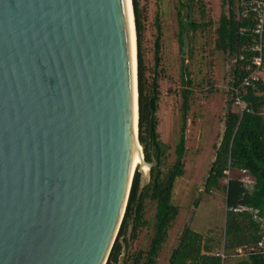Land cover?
<instances>
[{
	"label": "water",
	"instance_id": "obj_1",
	"mask_svg": "<svg viewBox=\"0 0 264 264\" xmlns=\"http://www.w3.org/2000/svg\"><path fill=\"white\" fill-rule=\"evenodd\" d=\"M134 69L126 0H0V264H105L149 178Z\"/></svg>",
	"mask_w": 264,
	"mask_h": 264
},
{
	"label": "trees",
	"instance_id": "obj_2",
	"mask_svg": "<svg viewBox=\"0 0 264 264\" xmlns=\"http://www.w3.org/2000/svg\"><path fill=\"white\" fill-rule=\"evenodd\" d=\"M263 1L222 0V11L215 28V47L229 54L235 62L221 141L204 183V191L209 192L212 188L221 187V179H227L226 184L222 186L226 210L221 248L225 259L222 260L213 252L217 245L215 238L186 227L177 245L170 252L168 264H264V80L251 79L250 76L253 71L264 67V12L261 35L255 32ZM198 2L200 7L204 8L203 0ZM132 4L139 45L136 1L132 0ZM203 25L189 23L192 30ZM158 39L159 36L157 41ZM258 45L260 49H257ZM155 56L158 61V44ZM257 56L261 57L260 66L252 62L253 57ZM245 79L250 83L243 84ZM137 91L138 139L143 147L144 159L150 162L149 154L153 150L156 165L152 168L151 180L140 193L139 172L135 169L124 214L105 264H120L123 245L127 250L124 252L122 264H155L167 238V229L178 214V207L171 202V196L174 180L183 174V126L175 147V160L166 172H162L159 166L166 145L160 141L156 129L159 92L154 85L150 94L145 93L139 56ZM236 98L244 103L240 112L231 107ZM231 170L246 172L253 179L250 189L240 179L228 177L226 171ZM146 198L155 202L152 235L146 249L129 254L128 227L132 226V239L136 230L146 224ZM241 251H244L243 255H239Z\"/></svg>",
	"mask_w": 264,
	"mask_h": 264
},
{
	"label": "rangeland",
	"instance_id": "obj_3",
	"mask_svg": "<svg viewBox=\"0 0 264 264\" xmlns=\"http://www.w3.org/2000/svg\"><path fill=\"white\" fill-rule=\"evenodd\" d=\"M135 1L139 25V45L135 31L136 60L139 56L143 87L145 93L150 94L156 85L159 92L156 129L160 141L166 145L159 166L162 172H166L175 160V147L182 126L185 137L183 174L174 180L171 196V202L178 207V214L167 229V238L155 262L168 264L170 252L186 227L215 238L217 245L213 252L222 245L226 210L222 186L227 179H221V187L212 188L209 192L204 191V183L224 129L233 59L215 47V28L222 11V0H203L204 8L200 7L198 0L193 1L190 19L204 25L190 34L184 31L182 50L179 46L181 16L178 15L183 8L181 0ZM157 35L160 47L158 61L155 56ZM252 76L264 80V67L254 71ZM231 107L240 112L244 103L233 102ZM226 175L240 179L248 189L253 183L244 171H226ZM154 214L155 202L146 198V224L136 230L132 239V226L128 227L129 254L148 247ZM243 254L241 251L239 255Z\"/></svg>",
	"mask_w": 264,
	"mask_h": 264
},
{
	"label": "bare ground",
	"instance_id": "obj_4",
	"mask_svg": "<svg viewBox=\"0 0 264 264\" xmlns=\"http://www.w3.org/2000/svg\"><path fill=\"white\" fill-rule=\"evenodd\" d=\"M127 5V14L128 21L130 27V41H131V58H132V75H133V91H134V77H135V69H134V57H136V37L135 30L133 29V9L131 8V1L126 0ZM135 92H134V100H135ZM136 129V110L135 104H133V134ZM142 152L140 146L137 144H133L132 156H131V168L136 167L140 164V168L142 172L145 174L147 172V166L142 162Z\"/></svg>",
	"mask_w": 264,
	"mask_h": 264
},
{
	"label": "flooded vegetation",
	"instance_id": "obj_5",
	"mask_svg": "<svg viewBox=\"0 0 264 264\" xmlns=\"http://www.w3.org/2000/svg\"><path fill=\"white\" fill-rule=\"evenodd\" d=\"M194 0H181L180 1V4L181 6H183L182 9L179 10L178 12V15H180V34H179V46H180V49L182 50L183 46H184V39H183V33H185L184 31L188 32L190 34V32H195L197 29L195 30H192V27L189 26V23L190 22H194L190 19V13H191V9H192V3H193ZM197 2V0H196ZM195 23V22H194ZM159 36V35H157ZM155 44L159 45V39L157 41H155ZM217 49V48H216ZM159 50H160V47H159ZM219 50V49H218ZM191 51V49H190ZM222 51V50H220ZM223 52V51H222ZM225 53V52H224ZM227 54V53H226ZM228 56H230L229 54H227ZM231 57V56H230ZM233 59V58H232ZM234 59H233V64H232V68H231V80H232V72L234 70ZM149 157L150 159L154 157V154H153V150L150 151V154H149ZM155 159V157H154ZM152 161V160H151ZM156 165V164H155ZM155 165H152L149 169H148V175H149V178H148V181L145 185H147L149 183V181L151 180V177H152V168L155 166ZM131 227V225H130ZM129 227V228H130ZM128 228V229H129ZM132 230V229H130ZM124 256V255H123ZM123 259V258H122ZM123 261H121V264H122Z\"/></svg>",
	"mask_w": 264,
	"mask_h": 264
},
{
	"label": "built area",
	"instance_id": "obj_6",
	"mask_svg": "<svg viewBox=\"0 0 264 264\" xmlns=\"http://www.w3.org/2000/svg\"><path fill=\"white\" fill-rule=\"evenodd\" d=\"M263 12H264V1L262 2V8L259 10V13H258L259 14L258 15L259 22L257 24V28L255 29V32H257L259 35H261V31H262ZM257 49H260V45L257 46ZM252 62L255 63L256 65L260 66V64H261V57L260 56L253 57ZM252 73L250 75L251 76V79H256V77L252 76ZM249 83H250V81L247 80V79H245L243 81V84H249ZM234 102L240 103V100L238 98H236ZM239 251H240V249H239ZM214 254L217 255V256H220L222 260L225 259V254H224V251H223L222 248L219 249V250H217Z\"/></svg>",
	"mask_w": 264,
	"mask_h": 264
}]
</instances>
